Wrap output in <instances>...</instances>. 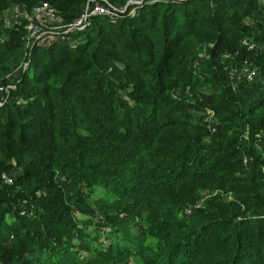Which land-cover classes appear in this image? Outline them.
I'll return each mask as SVG.
<instances>
[{"label": "trees", "instance_id": "obj_1", "mask_svg": "<svg viewBox=\"0 0 264 264\" xmlns=\"http://www.w3.org/2000/svg\"><path fill=\"white\" fill-rule=\"evenodd\" d=\"M93 1L117 15L27 46V19L0 16V264H264V0H0V15L46 2L68 22ZM244 64L254 78L232 81Z\"/></svg>", "mask_w": 264, "mask_h": 264}, {"label": "built area", "instance_id": "obj_2", "mask_svg": "<svg viewBox=\"0 0 264 264\" xmlns=\"http://www.w3.org/2000/svg\"><path fill=\"white\" fill-rule=\"evenodd\" d=\"M117 12L118 11L115 8L106 3L93 1L88 3L76 18L68 22L57 23L56 26L53 27L55 31H47L43 29L44 26L38 22L39 19L52 20L55 17V10L46 2H41L33 5L30 8L29 14H27L25 11V13L21 15L18 9L14 10L12 17L14 21L19 20L21 17L27 19L25 25V45L27 46L30 42L36 39L45 38L49 41H53L55 39V36L59 33H66L71 30L81 29L86 26L89 19L93 16L115 17L117 15ZM2 19L5 23V17ZM240 44L248 50L253 49L254 47L253 43L247 41L246 39H242L240 41ZM255 75V69L244 64L241 68L232 70L229 76L233 78V80L244 79L247 81H251ZM10 76L11 75H7L5 78V82L0 83V105L4 103L8 97V90L10 87L8 81ZM209 114L212 115V111L209 110ZM0 177L6 182L10 181V178L7 177L4 173H1Z\"/></svg>", "mask_w": 264, "mask_h": 264}, {"label": "rangeland", "instance_id": "obj_3", "mask_svg": "<svg viewBox=\"0 0 264 264\" xmlns=\"http://www.w3.org/2000/svg\"><path fill=\"white\" fill-rule=\"evenodd\" d=\"M136 2L137 1H134V0H127L126 3H125L124 9H126L130 4H133V3H136ZM17 9H18V11H20L21 15L25 13V8H23V7L14 8V10H17ZM14 10L12 12H9L8 9H4L2 11L0 16L2 18L5 17V23H4V27L5 28L8 27V24H9V26L20 25L19 24L20 23L19 20H16V21L13 20L12 15H13ZM61 20H62L61 17L58 14H55V17L52 20L39 19L38 22L41 23L44 26L43 29H45L47 31H55V29L53 27H55L57 23L62 22ZM24 30H26V29L24 28ZM25 35H26V33H24V36ZM22 63H23V61L21 63H18L17 66H15V67L13 66V69L16 70V69L20 68ZM24 65H25V63L22 66L24 67ZM257 67L258 66L254 65V68H257ZM230 73H231V71L229 72V75H230ZM3 81H5V80H3ZM232 81H235V80H232ZM201 119L204 122H206V125L209 126V127H211L213 125L214 121H215L214 114L212 113V115H210L209 114V110H205L204 111L203 116H202ZM243 162L246 163L247 160L246 161L243 160ZM206 192H207L206 189H202L200 191V194L201 195H205ZM227 196H230V195L228 194ZM200 200H201V198L196 199L195 201H193V203L185 205L183 208L177 210L175 215L177 217H179V218L188 219L193 214L194 208L199 204ZM146 240L148 242H150V243H154V240L152 238H146ZM79 253H80V255L87 256V253L85 251H79ZM96 264H144V263L137 256H129V257L109 258L107 260L99 261Z\"/></svg>", "mask_w": 264, "mask_h": 264}]
</instances>
